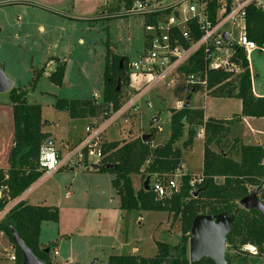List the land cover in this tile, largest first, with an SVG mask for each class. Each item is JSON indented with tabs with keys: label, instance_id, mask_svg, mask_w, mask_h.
<instances>
[{
	"label": "rangeland",
	"instance_id": "1",
	"mask_svg": "<svg viewBox=\"0 0 264 264\" xmlns=\"http://www.w3.org/2000/svg\"><path fill=\"white\" fill-rule=\"evenodd\" d=\"M116 3V0H0V68L13 81L14 88L26 91L29 103L41 106L42 121L50 135L47 140L57 147L62 141V148L73 146L81 137L76 141L71 136L80 132L83 135L89 119L71 118L66 110L55 108L56 100L90 99L94 95L102 98L106 45L129 62L145 50L147 32L143 17L139 14L116 17L112 14L115 10L117 14L123 11V7L111 10ZM109 14L114 17L108 18ZM232 38L238 39L237 29L232 31ZM231 50L226 46L222 52ZM260 50L245 52L252 72L259 75L258 89L264 84V51ZM59 62L65 69L61 84L57 85L49 75ZM142 79L129 74L128 85L122 84L120 88L122 100ZM158 89L160 91L151 95L154 103L156 100L153 107L142 105L129 115L128 122L116 120L110 124L101 134V145L129 140L152 130L155 133L150 145L164 143L170 134L169 113L175 105V97L171 89L163 85ZM145 98L146 94L143 100ZM206 100L199 92L193 93L191 107L206 106ZM211 101L215 112L226 104V100ZM9 103V91H0V138L3 139L0 162L5 158L4 141L11 130L8 114L1 111ZM187 131L186 128L177 145L183 152L185 170L191 169L197 178L200 160L196 156L201 149L196 147L197 154H189L188 147L183 145ZM82 162L86 164L87 159ZM82 162L78 160L76 165L53 172L26 199L31 205H54L58 209V221L41 222L39 232L43 246L51 250L56 244L58 255H52L56 264L68 256L74 264H107L109 255L135 253L134 248L137 254L150 257L156 252V240L177 241L179 225L172 223L166 211H123L111 184L114 174L90 168L84 170ZM130 177L136 188L142 184L140 175ZM262 200L264 203L263 197ZM1 243L5 248L13 246L4 234ZM243 249L255 251L249 245ZM227 252L233 253L229 249ZM237 263L264 264L260 257L241 253L233 257L232 264Z\"/></svg>",
	"mask_w": 264,
	"mask_h": 264
},
{
	"label": "trees",
	"instance_id": "2",
	"mask_svg": "<svg viewBox=\"0 0 264 264\" xmlns=\"http://www.w3.org/2000/svg\"><path fill=\"white\" fill-rule=\"evenodd\" d=\"M134 0H116L111 10L128 8ZM105 12V11H103ZM117 15V10L112 13ZM112 14L108 15L109 17ZM153 20V18H148ZM245 32L259 48L264 46V7L249 5L246 10ZM233 54L230 61L236 64L239 72L223 69H210L206 73V89L216 97H235L242 103L238 116L264 117V96L256 97L252 92L251 74L242 48L232 46ZM195 63L188 71L201 69L203 61L200 53L195 55ZM121 61V62H120ZM128 60L123 55L114 53L106 45L103 71L102 101L104 105L111 104L116 109L121 104L122 84L129 83L126 73ZM65 66L59 62L50 73L52 83L61 84ZM119 82V84H118ZM119 85V86H118ZM191 86L179 83L174 89L177 99H184L191 91ZM196 91L202 86L195 84ZM12 109L13 138L7 155V166L0 167V210L7 202L17 197L29 185L35 182L43 172L39 165V151L47 138L43 132L44 122L41 117V106L29 103L27 93L21 88L12 87L9 90ZM56 109L66 110L73 119H89L98 114L96 99H63L58 98L54 104ZM170 134L168 139L159 145L152 146L150 141L154 131H149L151 137L143 141L136 136L124 141H108L101 145V161L96 166L97 171H111L112 187L119 196V208L127 212L137 210H164L172 223L179 225V237L175 243L167 240H156V252L146 257L139 254H112L107 258V264H213L209 258H202L190 263L188 259L189 229L192 219L198 214H230L236 211L233 225L226 236V264L233 263L236 254L260 257L264 262V216L256 209L246 210L238 201L256 186L262 184L258 197L264 198V139L260 145H245L237 143L228 150L224 148L223 139L229 129L227 121L207 118L204 120L201 109L182 107L172 109L170 114ZM187 127V137L183 145H191L197 134V128H203V162L201 181L190 186L191 174L183 173L177 191L168 197H158L149 187L145 190L143 181L146 177L152 182L155 178L165 179L177 168L182 167L183 152L177 142L184 135ZM215 146L216 148L212 147ZM105 164H115L116 168H105ZM95 167V166H94ZM141 176L142 184L135 188L131 175ZM197 191L195 195L193 192ZM43 221H58V209L54 205H31L24 201L14 205L0 221V232L12 243L15 249V261L10 264H22V253L12 240L11 231L16 230L25 245L45 264H55L46 253L48 247L41 246L39 241L40 225ZM254 247L251 253L244 246ZM53 247V246H52ZM232 250V255L227 250ZM242 258V257H240ZM0 264H9L3 260ZM238 264V263H237Z\"/></svg>",
	"mask_w": 264,
	"mask_h": 264
},
{
	"label": "built area",
	"instance_id": "3",
	"mask_svg": "<svg viewBox=\"0 0 264 264\" xmlns=\"http://www.w3.org/2000/svg\"><path fill=\"white\" fill-rule=\"evenodd\" d=\"M249 5L264 7V0H134L130 7L123 8L118 16L139 14L143 17L147 32L145 50L135 60L128 61L126 67L128 74L133 73L143 79L126 99L122 100L121 97V104L116 109L111 104L104 105L95 95L100 105L98 114L86 123L83 136L73 146L61 150L53 141L46 139L39 151V165L43 172L38 179L42 180L65 166L76 165L78 160L82 162L84 158L87 159L86 164L82 162L84 167L94 168L102 157L100 138L105 128L116 120L128 122L131 112L139 109L143 96L157 86L173 87L183 82L204 87L208 70H234L237 65L230 61L233 51L222 52L223 47L230 46L232 29L238 30V39L234 43L244 52L259 48L245 32ZM149 17L153 20H148ZM226 31L228 41L224 40ZM260 49L264 51V46ZM197 53H200L203 67L188 71V68L193 67ZM183 103V100L178 101L177 106L182 107ZM182 174L181 168H177L167 178H155L149 182V187L156 196L168 197L178 190ZM200 181L201 174L197 178L192 176L189 183L195 188ZM31 185L0 210V221L14 205L24 201L26 194L31 191ZM2 234L0 232V259L10 264L15 261V249L2 245ZM52 254L55 256L57 252L53 250Z\"/></svg>",
	"mask_w": 264,
	"mask_h": 264
},
{
	"label": "crops",
	"instance_id": "4",
	"mask_svg": "<svg viewBox=\"0 0 264 264\" xmlns=\"http://www.w3.org/2000/svg\"><path fill=\"white\" fill-rule=\"evenodd\" d=\"M234 29H232L233 31ZM227 32V31H226ZM228 33V32H227ZM229 36V35H228ZM147 39V38H146ZM230 41H233V38L230 40ZM229 41V42H230ZM145 44H146V41H145ZM235 44V43H234ZM233 44V45H234ZM230 45V43H229ZM233 45H230L228 47H230L233 51V48L232 46ZM260 48H258L257 50H259ZM261 51V50H260ZM245 53V52H244ZM246 56V54H245ZM246 59H247V56H246ZM248 61V65H249V69H250V74H251V86H252V92L253 94L256 96V97H261V96H264V84L263 86L258 89V87L256 86V81L259 79V75L256 73V72H252V69H251V65L249 63V60L247 59ZM233 73H237L239 72V68L238 66H236V68L234 70H232ZM128 74V72H126ZM264 74V72H263ZM129 76V74H128ZM183 83V82H182ZM14 84V83H13ZM140 84V83H139ZM128 85V84H127ZM162 85V84H161ZM179 85V83H177L176 85H174L173 87L172 86H165L163 85V87H166L168 89H171V94H173L174 92V89L175 87ZM190 85V84H189ZM160 86V85H159ZM157 86L156 88L152 89L149 93L146 94V98L139 102V107L142 105H147L149 106L152 105V104H155L156 103V100H155V103L152 101L151 99V95L152 93H154L156 90L160 91L158 89ZM192 86H195V85H192ZM191 86V88H192ZM202 86V85H201ZM13 87V86H12ZM136 88V87H135ZM196 89V88H195ZM134 90V88H133ZM196 92H199L201 94V96L203 98H207L206 100V106H202V107H191V100H190V108L192 109H201L202 112H203V118L204 120H206L207 118H214V119H221V120H225L227 121V124L226 126L228 127L229 129V132L226 136L225 139H223V142H224V148L225 149H229L231 146L237 144V143H243L245 145H260L262 144V141L264 139V117H249V116H241L240 118H238V116L240 115L241 113V109H242V103H241V100L239 98H235V97H216V96H212L209 94V90L206 89V85L203 87L202 86V89L200 91H195L194 93ZM161 94H163L162 92H159ZM174 96V94H173ZM95 97V95L93 96V98ZM175 97V96H174ZM192 97H193V94H192ZM191 97V99H192ZM212 99H219V100H226V104H222L220 106V109L218 110L219 112H215V104L212 103ZM99 100H102L99 99ZM184 101L183 103V106L184 107V104H185V98L184 99H177L175 97V105L173 106V109H180L182 107H178L177 106V102L178 101ZM96 105L97 106H100L99 104H97V100H96ZM150 107V106H149ZM153 107V105H152ZM6 109L5 110H2L1 113L3 114H8L9 118H10V121H11V130H9V134H8V139H6L4 142H5V149H4V154H5V158L4 160H2L0 162V167H3L5 168L7 166V155H8V151L12 145V138H13V121H12V109H11V103H9L8 106L5 107ZM135 112V111H133ZM131 112V114L133 113ZM137 112V110H136ZM140 112V110H139ZM170 114L171 112L169 113V118H170ZM154 119V118H153ZM44 122V121H43ZM47 122H45L46 124ZM45 125H43L42 127V130L43 132L47 133V135L50 137L49 135V132L45 130ZM187 128V127H186ZM1 131V130H0ZM159 131V130H158ZM76 135V134H75ZM1 136V134H0ZM83 135H81V132L79 134H77L76 136H71V139L72 140H78L80 137H82ZM47 139V138H46ZM3 140L0 138V141ZM76 140V141H77ZM203 141H204V132H203V128L199 127L197 128V134L196 136L194 137L192 143L190 146H188V151H189V154L191 153H194V154H197L196 150H199V154L196 156V158L198 157L199 160H200V168H199V171H198V174L200 175L201 174V171H202V162H203ZM151 142V141H150ZM200 143V144H199ZM62 144H64V142L62 141L60 143V147L59 149L61 150H65V148H62ZM196 147H198L199 149H196ZM182 159H183V162H182V167H181V170L183 173H188V174H191V176H195L194 172H192L191 169H187L185 170V166H184V157L182 155ZM71 168H74V167H71ZM85 169H89V168H85L84 167V170ZM93 171H97L96 168H92ZM61 170V169H60ZM90 171V170H88ZM137 175V174H136ZM138 176V175H137ZM45 179V178H44ZM44 179H38L36 180L32 185H31V191L28 192L25 196V199H24V202H26V199L28 198V196L34 191V189L36 187H38L43 181ZM135 187V186H134ZM136 188V187H135ZM138 188V187H137ZM118 196V195H117ZM119 197V196H118ZM28 203V202H26ZM29 204V203H28ZM124 211V210H123ZM168 217L170 218V215L168 214ZM41 226V225H40ZM170 229V228H169ZM169 231V230H168ZM2 236V235H1ZM41 246H43V244L40 242ZM156 246V245H155ZM56 247V244H54V246L52 247V249L50 250V257L51 259L53 260V262L56 264V262L54 261L53 257H52V251L55 250L57 252V250L55 249ZM132 252H135V253H129V254H137V251H136V248H134L132 250ZM57 255H58V252H57ZM55 255V256H57ZM54 256V255H53ZM71 256H68L67 259H65L64 261H60L61 263L60 264H63L64 262H66L67 264H74L72 263V260L70 258ZM3 260H0V263L2 262Z\"/></svg>",
	"mask_w": 264,
	"mask_h": 264
},
{
	"label": "water",
	"instance_id": "5",
	"mask_svg": "<svg viewBox=\"0 0 264 264\" xmlns=\"http://www.w3.org/2000/svg\"><path fill=\"white\" fill-rule=\"evenodd\" d=\"M224 40L228 41V33L225 32ZM230 45L234 42L230 41ZM121 62V61H120ZM119 84V82H118ZM13 86V81L4 73L0 68V91H9ZM119 86V85H118ZM196 91L195 86H192L191 91L185 97L184 107L190 106V100L192 94ZM151 137L150 133L141 135V139L146 141ZM97 166L95 165V168ZM105 168H116L115 164H105ZM150 178L146 177L143 181L145 190H149ZM262 184L251 189L247 195L243 196L239 201V205L246 209H256L260 214L264 216V203L259 200L258 193ZM197 191L193 192L195 195ZM236 211L227 214L221 212L218 214H198L191 222L189 229V240H188V259L190 263L197 262L202 258H209L213 261V264H226L225 252H226V236L230 232L233 225ZM12 240L14 244L19 248L22 253V264H45L39 260L34 253L28 248L22 238L17 234L16 230L11 231ZM46 253L50 252L49 248L45 249ZM161 264H167V260H164Z\"/></svg>",
	"mask_w": 264,
	"mask_h": 264
}]
</instances>
